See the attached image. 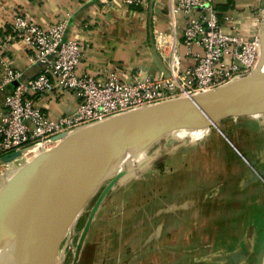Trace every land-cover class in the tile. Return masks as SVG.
Listing matches in <instances>:
<instances>
[{
    "label": "crops",
    "instance_id": "0c3cea01",
    "mask_svg": "<svg viewBox=\"0 0 264 264\" xmlns=\"http://www.w3.org/2000/svg\"><path fill=\"white\" fill-rule=\"evenodd\" d=\"M215 3L223 31L251 38L260 29L262 36L264 20L260 25L257 17L264 14V0H215ZM18 13L44 27L70 14L65 39H78L85 47L78 73H91L100 81H106L112 72L122 80L132 81L135 76L157 75L166 66L155 48L154 35L156 30H172L170 0H146L142 6H128L122 0H0V77L7 61H11L14 68L23 72L22 80L37 76L41 70L39 64L30 63L29 51L23 40L11 37L13 17ZM176 18L178 37L181 38L185 16L177 13ZM181 48L182 65H193L195 57L192 54L185 55L183 44ZM13 86L14 83L0 91V122L5 112L4 98ZM32 98L51 119L73 113L78 104V98L71 92L54 91L37 94ZM202 133L197 139H191V144L182 141L168 152L165 163H160L158 169H170L169 172L175 175L177 182L157 188L161 198L157 196L145 204L140 200L142 204L137 208V217L134 218L136 220L131 221L130 226L123 222L120 232H110L111 236L105 239L104 229L108 223L94 224L90 229L89 223L84 224L83 231H88L85 241L96 244H83L82 256L84 255L85 263L99 264L98 261L107 254L116 253L122 258L125 257L126 264H157L158 256L170 257L168 264H185V250L188 248L190 233L182 231L178 225L204 223L207 216L203 218L198 214L203 208L208 209L214 204L206 200L209 190L190 183L194 178L197 179L199 173L194 177V169L189 168L190 175L186 168L188 162L194 161L199 166L202 154L208 152L211 146L217 145L215 137H208L210 131ZM223 149L225 148H221ZM187 176L188 182L180 183V177ZM128 187L130 192L131 186ZM167 190L170 191L169 198L165 197ZM102 206L103 203L101 209ZM167 223L171 227L168 228L169 232L166 230ZM105 240L109 242L106 246H110V249L98 246ZM87 247L90 251L84 254ZM86 256L91 258L87 261ZM113 262L114 260L111 263Z\"/></svg>",
    "mask_w": 264,
    "mask_h": 264
},
{
    "label": "rangeland",
    "instance_id": "374dc122",
    "mask_svg": "<svg viewBox=\"0 0 264 264\" xmlns=\"http://www.w3.org/2000/svg\"><path fill=\"white\" fill-rule=\"evenodd\" d=\"M263 111L228 116L229 118H222L215 124L204 128V131H210L208 137L217 139V145L211 146L208 152L202 154L199 166L195 165L194 161L188 162L186 168L188 171L189 168L194 169V173H196L194 177L199 173L197 179L201 178V180L194 178L190 183L195 184L198 188L201 186L209 190L206 200L214 204L213 207L203 208L202 212L197 213L203 218L207 216L204 223L178 225L182 231L190 233L188 248L185 250L187 251L185 264H262L264 255ZM75 132L63 134L25 152H23L24 149L36 144H28L9 153L14 154L0 163V197L14 182L16 187L21 186L24 178H28L35 166L20 179H16L18 176L12 180L9 178L11 179L19 170L21 171L38 154L53 149ZM140 133H137L136 138L141 140L146 136V133ZM202 134L198 133V137ZM191 139V137L180 139L170 133L155 138L147 145L143 166L135 169L133 165L128 164L121 171V177L120 172L118 175L116 171L112 170L88 193L84 189L80 201L84 199L80 207L74 211L53 264H88L84 261V255L82 256L83 244L87 243L88 246L96 244L85 241L88 231H83V226L86 222L89 223V229L94 224L108 223L107 228L104 229L105 239L111 236L110 232L113 234L120 232L123 222L130 226L131 221L136 220L134 218L137 217V208L142 204L140 200L145 204L151 199H156L157 196H160L157 188L167 187L177 182L175 175L169 172L170 169L161 171L158 169V165L165 163L164 160L168 156V152L173 150V146L178 143L180 145L182 141L191 144ZM221 148L225 149L221 150ZM44 160L40 163H43ZM197 162L199 163V161ZM189 174L191 175L190 171ZM116 176H119V179L104 199L102 209L95 211L93 207L97 198L104 187ZM187 178L188 176L180 177V183L188 182ZM20 180L22 181L20 182ZM128 186H131L130 192ZM21 195L9 215V217H13L11 231H6L7 229L3 231L6 225L5 220L0 222V264H9L15 243L18 242L17 237H19L24 217L31 204L25 191ZM153 195H155L154 198ZM169 196L170 191L167 190L165 197L169 198ZM2 200L3 197L0 199V203ZM107 204L110 205L107 208L104 207ZM166 215L168 216V213ZM168 228L171 229L170 224L167 223L166 230L169 232ZM45 230L46 224L42 235ZM133 233L134 231L131 232V234ZM124 240L126 242V239ZM20 244L23 247L24 241H21ZM36 244L37 240L35 239L29 247L35 248ZM107 244L109 242L105 240L98 246L105 247ZM17 247H20L19 244ZM106 248L110 249V246H106ZM89 251L90 249L87 247L84 254H88ZM90 258L86 256L87 261ZM158 258L157 264L170 263V257L158 256ZM112 260H114L113 264L127 263L125 257L122 258L116 253L113 255L109 253L98 262L99 264H110Z\"/></svg>",
    "mask_w": 264,
    "mask_h": 264
},
{
    "label": "built area",
    "instance_id": "2783aa9c",
    "mask_svg": "<svg viewBox=\"0 0 264 264\" xmlns=\"http://www.w3.org/2000/svg\"><path fill=\"white\" fill-rule=\"evenodd\" d=\"M122 1L128 6L146 3ZM177 13L185 16L181 38ZM170 16L171 32L156 30L154 35L155 48L166 64L159 74L125 81L112 72L106 81H100L91 73H78L85 47L78 39H65L70 14L45 27L24 14H16L11 37L23 40L30 63L39 64L41 70L37 76L22 80L20 69L14 68L11 61L4 63L0 91L16 81L19 84L4 98L0 163L4 156L25 145L54 140L115 115L208 92L254 74L263 52L260 29L251 38L223 31L215 0H170ZM263 17H257L260 25ZM182 44L185 55L195 57L193 65H182ZM54 91L71 92L78 98L73 113L51 119L32 98Z\"/></svg>",
    "mask_w": 264,
    "mask_h": 264
},
{
    "label": "water",
    "instance_id": "95a60500",
    "mask_svg": "<svg viewBox=\"0 0 264 264\" xmlns=\"http://www.w3.org/2000/svg\"><path fill=\"white\" fill-rule=\"evenodd\" d=\"M262 51L264 53V31L261 37ZM19 81L14 82L18 85ZM264 110V74H253L249 77L231 82L214 90L200 93L190 97L177 98L160 102L151 106L142 107L119 115H115L104 121L94 123L84 127L61 141L56 147L45 151L33 161L29 162L19 173L16 179L26 174L34 166L44 159L55 154L64 152L75 146L80 141L101 135L102 143L100 148L86 155L71 170L69 175L62 182L59 192L53 203V213L48 223L44 247L42 249L41 263L53 264L56 252L64 233L73 217L78 197L84 189L91 183L93 161L101 160L115 154L118 145L127 137L131 128L140 127V130L149 128L155 123L174 120L173 128L164 131L156 138L171 133L181 127L189 129H204L210 124H215L222 118L245 113H259ZM264 112V111H263ZM142 126V127H141ZM14 153L4 156L6 160ZM119 176L114 177L102 190L94 204V210H98L104 199L116 184ZM15 184L11 185L3 195L0 203V220L8 212V208L13 200ZM61 215V225L52 233L54 221ZM53 244L51 245V242ZM264 264V255L263 261Z\"/></svg>",
    "mask_w": 264,
    "mask_h": 264
},
{
    "label": "bare ground",
    "instance_id": "6f19581e",
    "mask_svg": "<svg viewBox=\"0 0 264 264\" xmlns=\"http://www.w3.org/2000/svg\"><path fill=\"white\" fill-rule=\"evenodd\" d=\"M171 16H172V20L174 21L175 15L172 13ZM171 16H170V20H171ZM254 74H264L263 52L260 55L259 60L254 67ZM234 81H236V79L230 81V83ZM174 123H175L174 120H167V121L155 123L152 126L143 125V126H149V128H144L143 130H140L141 129L140 127L131 128L124 142L118 145V149L115 154L111 155L110 157L103 158L101 160L93 161V171H92L93 173H92L91 183L85 188L86 193H88V191L92 187H94L98 182H100L104 177H106L112 170L116 171L117 174L120 172L119 174L121 177L122 176L121 171L125 167H127L128 164L131 166L133 165L135 169L143 166L147 145L150 144L151 141H153L158 134L167 131L170 128H173ZM80 129H77V131ZM73 131L75 132L76 130ZM73 131H70L65 134H69ZM202 131L204 130L182 129V130L173 131L170 133V135H175L180 139H187L189 137H191L192 139H197L198 133L202 134ZM138 132H141L140 134L146 133V136L140 140L138 137L136 138ZM102 139L103 138L101 135L88 138L86 140L80 141L75 146L69 148L64 152L46 158V160H44L43 163H40L33 168V171L28 176V178H24V181L22 182L21 186L16 187L15 185L14 188L11 190V192L13 191L14 200L12 201V204L8 208V212H6V214H4L3 218L0 220V222L2 220L3 221L5 220L6 223L3 231L6 229H7L6 231H11L12 229L11 226L13 223L11 219H13V217H9V215L10 212L15 207V205L17 204L16 200L23 191H25V194L31 200V204L24 217V221L18 235L19 237H17L18 242L15 243L13 249L14 253L12 252L11 254L9 264H44V260L41 263L42 249L45 243L48 223L53 213L52 206L53 203L55 202L56 195L59 192L60 186L79 161L84 159L87 154L100 148L101 143L103 141ZM38 145L40 144H36L31 147H28L24 149L23 152ZM42 153L38 154L36 157H38ZM34 159H32L31 161H33ZM17 173L14 176H12L11 179L9 178V180L16 178L18 175ZM21 181L22 180H20V182ZM7 182L8 180L6 181V183ZM4 193L1 194L0 199L3 197ZM80 197H78L77 201L75 200L76 208L80 207V204L84 199L83 198L82 201H80L81 200ZM45 224H46V230L45 233L42 235ZM60 225H61V215H58L54 221V227L52 233L55 232L56 229L60 227ZM35 239L37 240V244L35 245V248L29 247L31 243L35 241ZM21 241H24L23 247H21L20 244ZM18 244L20 247H17ZM52 244L53 241L51 242V245Z\"/></svg>",
    "mask_w": 264,
    "mask_h": 264
}]
</instances>
